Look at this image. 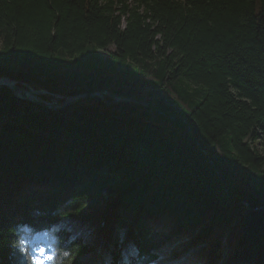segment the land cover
<instances>
[{"label": "trees", "instance_id": "16d2710c", "mask_svg": "<svg viewBox=\"0 0 264 264\" xmlns=\"http://www.w3.org/2000/svg\"><path fill=\"white\" fill-rule=\"evenodd\" d=\"M0 41V78L46 101L140 102L0 89V264H25L19 224L73 264H152L235 225L205 264H264V0H0Z\"/></svg>", "mask_w": 264, "mask_h": 264}, {"label": "clouds", "instance_id": "9594fccd", "mask_svg": "<svg viewBox=\"0 0 264 264\" xmlns=\"http://www.w3.org/2000/svg\"><path fill=\"white\" fill-rule=\"evenodd\" d=\"M27 231H31L28 225H17L16 239L13 244L14 251L24 257L25 264H73L77 254L75 249H61L55 236L50 237L51 242L46 247L33 249L31 241L24 238V233ZM43 232L47 235L48 230L45 229ZM40 235V233H36V237ZM30 252H34V254L30 255ZM138 255V250H133L128 264H132V258Z\"/></svg>", "mask_w": 264, "mask_h": 264}, {"label": "water", "instance_id": "95a60500", "mask_svg": "<svg viewBox=\"0 0 264 264\" xmlns=\"http://www.w3.org/2000/svg\"><path fill=\"white\" fill-rule=\"evenodd\" d=\"M2 78L5 79V80L10 81V84H0V89L1 88H8L15 95H18V94H22V95L29 94L28 96L24 95L23 98L26 99V100H30L32 102H35L39 106H43V107H46L48 109H58V110L59 109H63V108H66V107L74 104L75 102H77L79 100H82V99H85V98H88V97H91V96L94 95V94L80 95V96L70 97V98H68L65 101L60 102V103H58V102L47 103V101L42 97V95L45 94L46 92L36 91L33 88H31V87L19 85L16 81L11 80L10 78H7V77H1V79ZM101 94L102 95H109V96L117 99L118 101H127V102H134V103L140 104V102L134 101L133 99L119 98V97H116V96H114V95H112L110 93H107V92H99V93H97V95H101Z\"/></svg>", "mask_w": 264, "mask_h": 264}, {"label": "rangeland", "instance_id": "374dc122", "mask_svg": "<svg viewBox=\"0 0 264 264\" xmlns=\"http://www.w3.org/2000/svg\"><path fill=\"white\" fill-rule=\"evenodd\" d=\"M1 42V41H0ZM12 68H13V70H22V67L21 66H18L16 63H14V64H12ZM12 80V79H11ZM20 85V84H19ZM22 86H26V85H22ZM27 87H30L29 85L27 86ZM32 88V87H31ZM36 91H38V90H36ZM41 92V91H40ZM44 92V91H43ZM99 93V92H98ZM46 94V93H45ZM92 94H94L93 96H98V97H102V96H104V95H97V93H92ZM109 96V95H108ZM116 101L117 102H119L117 99H116ZM52 101H47V103H51ZM259 148H262L260 145H259ZM109 206H110V201L108 200V201H106V202H104L103 203V205H101V210L102 211H104L103 212V218H107V212L109 211H107V208L109 209ZM104 219V220H105ZM132 227V226H131ZM240 234V230H237L236 232H235V234L233 235H230V237H229V243H230V245L233 243V240L238 236ZM37 239H39L40 241H44L46 244H47V241L44 239V238H42V237H39V238H37ZM215 239H213V240H211V241H214ZM184 245H185V243L183 242V241H180V240H176L175 241V243L172 245V244H168L167 246H166V248H163L162 250H160L159 252L162 254L161 255V257H160V260H159V262L157 263V264H202L201 263V260H198V259H196L197 261L196 262H194V259L195 258H197L196 256H194L193 254H194V250H192V251H189V250H187L186 252V254L185 255H182V257H180L179 258V260H174V259H172L170 256H168L167 255V251H169L171 248H172V246H174V247H177V248H179V249H181V247H183L184 248ZM201 247L202 246H199L198 247V250L197 251H200L201 250ZM218 248H219V245H218ZM186 250V249H185ZM223 254L226 256L227 254H228V251H226V252H223ZM92 258H93V255H88V256H86L85 258H83V260L85 261V262H90L91 260H92ZM109 259H107L106 261H108Z\"/></svg>", "mask_w": 264, "mask_h": 264}, {"label": "bare ground", "instance_id": "6f19581e", "mask_svg": "<svg viewBox=\"0 0 264 264\" xmlns=\"http://www.w3.org/2000/svg\"><path fill=\"white\" fill-rule=\"evenodd\" d=\"M0 84H10V81L5 80V79H3V78H2V79L0 78ZM18 95H19L20 97L23 98L24 95H27V96H28L29 94H24V95H22V94H18Z\"/></svg>", "mask_w": 264, "mask_h": 264}]
</instances>
